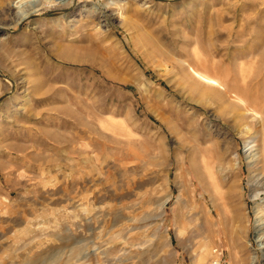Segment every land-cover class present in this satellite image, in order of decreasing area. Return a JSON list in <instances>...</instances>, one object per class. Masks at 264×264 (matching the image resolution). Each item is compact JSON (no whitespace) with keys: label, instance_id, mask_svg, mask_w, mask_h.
<instances>
[{"label":"rangeland","instance_id":"1","mask_svg":"<svg viewBox=\"0 0 264 264\" xmlns=\"http://www.w3.org/2000/svg\"><path fill=\"white\" fill-rule=\"evenodd\" d=\"M44 1L0 0V264H264V0Z\"/></svg>","mask_w":264,"mask_h":264},{"label":"bare ground","instance_id":"2","mask_svg":"<svg viewBox=\"0 0 264 264\" xmlns=\"http://www.w3.org/2000/svg\"><path fill=\"white\" fill-rule=\"evenodd\" d=\"M60 4L56 3V0H45L42 4H40V5L38 4L39 7L37 9H33L32 11L28 12L27 14H24L23 16L20 17V19L26 18V16H30L32 14H34V15L41 14L42 11H44L46 9H49V8H52V7L53 8L56 7L54 9L65 8L67 3L62 4V5H60ZM65 58H68V57H65ZM239 69H238V71H239ZM238 71H237V73H238ZM192 72L194 73V76L198 80H200L202 83L208 85L211 91H215V93H218V94H221V95L222 94H225V95L228 94V95L232 96L233 97V101L237 104L236 107L238 109H241V110H243L245 112H251L252 115L254 116V118H258L257 110L255 111V107H254L255 105L246 98L247 96H245V94L244 95L242 94V92H244V91L241 92L240 89L237 88V87H233V89H226V87H224V85L222 83H220L217 78L212 77V75H209L207 72H198V71H194V70H192ZM242 73L240 72L241 75H242ZM238 75H239V73H238ZM241 75H240V77H241ZM215 87H217L218 89L215 88ZM254 103H256V102H254ZM261 171H262V173L259 176L260 179H258L256 177L257 179L253 182L255 184V186H256V187L255 186L252 187V189L254 191V198H256L259 195V192L264 187V159L262 161V170ZM257 185H258V187H257ZM259 187H261V188H259ZM219 216H221V215H219ZM227 222L228 223L232 222V217H229V216L226 215V218L223 217V218L220 219V223L222 224L223 227L226 225ZM232 229L230 230L231 234H236V232L234 230H232ZM262 229H264V226L261 227L259 230L261 231ZM263 242H264V235H262L260 237L259 241H258V249L264 253V243Z\"/></svg>","mask_w":264,"mask_h":264}]
</instances>
